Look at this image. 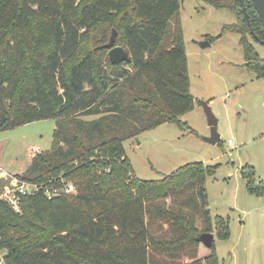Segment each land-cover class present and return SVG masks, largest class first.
Returning <instances> with one entry per match:
<instances>
[{"label": "trees", "instance_id": "obj_1", "mask_svg": "<svg viewBox=\"0 0 264 264\" xmlns=\"http://www.w3.org/2000/svg\"><path fill=\"white\" fill-rule=\"evenodd\" d=\"M182 1L0 0V131L55 121L50 150L33 147L18 177L76 186L23 195L21 212L0 199V264H220L214 241L198 238L229 237L228 220L208 209L214 167L191 162L145 180L123 146L163 123L182 126L193 108ZM202 1L237 15L240 25L224 29L240 35L246 69L264 77L248 39L264 42L252 0H243L250 26L239 0ZM112 29L129 61L111 63L102 47ZM241 174L248 192L264 195L253 166Z\"/></svg>", "mask_w": 264, "mask_h": 264}, {"label": "rangeland", "instance_id": "obj_2", "mask_svg": "<svg viewBox=\"0 0 264 264\" xmlns=\"http://www.w3.org/2000/svg\"><path fill=\"white\" fill-rule=\"evenodd\" d=\"M179 17L193 108L180 116L182 126L167 122L126 139L125 154L135 175L145 180L161 179L191 162L214 167L204 182L208 209L213 219L221 216L229 225L227 239L214 234L220 264H264V195L248 192L241 174L250 165L264 181V77L246 69L240 35L224 29L240 25L235 13L183 0ZM209 38L210 45L201 47ZM248 39L264 60V44ZM202 101L217 118L214 144L203 139L210 126ZM54 126L47 118L0 131V195L27 180L18 175L31 164V149L50 150ZM13 209L21 212L19 204Z\"/></svg>", "mask_w": 264, "mask_h": 264}, {"label": "water", "instance_id": "obj_3", "mask_svg": "<svg viewBox=\"0 0 264 264\" xmlns=\"http://www.w3.org/2000/svg\"><path fill=\"white\" fill-rule=\"evenodd\" d=\"M242 8V12L244 15V18L247 22V24L250 26L249 16L246 11L245 4L243 0H239ZM254 7L259 15V18L261 20V23L264 28V0H252ZM252 32V30H251ZM117 31L115 29H112V32L110 34L109 40L107 43L102 45V47H105L108 49L107 56L111 63L116 64L120 63L122 61H129V54L128 52L120 45H115V39H116ZM258 39V38H256ZM264 43L263 41H261ZM201 47H206L210 45L209 40H203L200 42ZM203 109L207 117L208 125L210 126V135L203 137V139L209 143H216L219 138V134L216 130V123L217 118L214 115L211 107L208 105L206 101H202ZM199 240L206 246H211L214 241V233L212 232H202L198 236ZM226 264H229V260H227Z\"/></svg>", "mask_w": 264, "mask_h": 264}, {"label": "built area", "instance_id": "obj_4", "mask_svg": "<svg viewBox=\"0 0 264 264\" xmlns=\"http://www.w3.org/2000/svg\"><path fill=\"white\" fill-rule=\"evenodd\" d=\"M49 182H51V180H49ZM39 190H42L47 197H51L60 193L74 194L76 192V186L71 182H67L64 183L61 188L58 186H52L50 188L44 182L39 183L29 180H21L12 190L0 195V199L8 202L12 207L16 208L19 204L21 196L35 193Z\"/></svg>", "mask_w": 264, "mask_h": 264}]
</instances>
